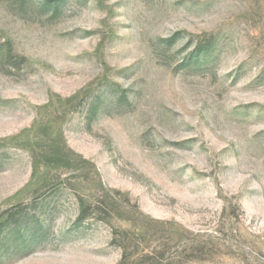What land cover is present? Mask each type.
Listing matches in <instances>:
<instances>
[{"label": "rangeland", "instance_id": "374dc122", "mask_svg": "<svg viewBox=\"0 0 264 264\" xmlns=\"http://www.w3.org/2000/svg\"><path fill=\"white\" fill-rule=\"evenodd\" d=\"M0 264H264V0H0Z\"/></svg>", "mask_w": 264, "mask_h": 264}, {"label": "trees", "instance_id": "16d2710c", "mask_svg": "<svg viewBox=\"0 0 264 264\" xmlns=\"http://www.w3.org/2000/svg\"><path fill=\"white\" fill-rule=\"evenodd\" d=\"M198 50H199V48H198ZM81 217H83V215H81L80 218H81Z\"/></svg>", "mask_w": 264, "mask_h": 264}]
</instances>
